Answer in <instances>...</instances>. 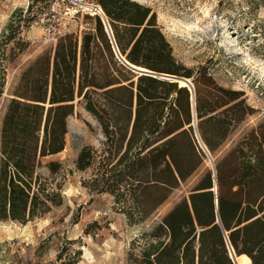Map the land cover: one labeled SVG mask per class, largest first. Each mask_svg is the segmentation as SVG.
<instances>
[{"label":"trees","instance_id":"trees-1","mask_svg":"<svg viewBox=\"0 0 264 264\" xmlns=\"http://www.w3.org/2000/svg\"><path fill=\"white\" fill-rule=\"evenodd\" d=\"M96 2L114 41L95 15L80 41L73 32L58 37L53 52L31 61L11 90L0 126V220L25 223L62 203L61 186L53 181L60 163L42 158L64 148L76 102L104 135L101 148L84 145L77 155L76 167L92 170L83 185L113 195L129 223L150 217L199 168L203 154L193 119L211 154L249 113L242 92L218 84L208 66L178 61L149 6ZM10 28L4 41L17 27ZM115 44L134 65L191 77L195 113L188 87L136 74ZM213 181V172L205 171L187 196L140 235L142 243L134 239L127 264H234L226 235L237 258L264 264V120L216 162V193Z\"/></svg>","mask_w":264,"mask_h":264},{"label":"rangeland","instance_id":"rangeland-1","mask_svg":"<svg viewBox=\"0 0 264 264\" xmlns=\"http://www.w3.org/2000/svg\"><path fill=\"white\" fill-rule=\"evenodd\" d=\"M136 1L156 13V22L178 61L187 67L208 66L218 84L242 92L240 98L250 108L249 113L210 154L211 158L197 142V119H193L192 134L203 154L199 168L150 217L129 223L113 195L83 185L92 170L78 169L77 155L84 145L101 148L104 135L93 115L76 102L66 120L64 148L42 158L43 163H60L53 181L61 186L62 203L25 223L0 220V264H127L132 241L139 239L142 243L140 235L187 196L205 171H213V165L246 132L264 120V0ZM84 4L100 7L96 0H0V126L22 71L37 56L52 53L56 45L57 39L44 37L38 17L53 8L61 21L66 17L64 11L70 9L69 31L80 41L98 15L89 13ZM101 11L99 16L105 24L106 15ZM11 25L17 27L14 36L4 41ZM41 171L48 173L45 167Z\"/></svg>","mask_w":264,"mask_h":264},{"label":"water","instance_id":"water-1","mask_svg":"<svg viewBox=\"0 0 264 264\" xmlns=\"http://www.w3.org/2000/svg\"><path fill=\"white\" fill-rule=\"evenodd\" d=\"M104 27H105V30L108 33V35L111 37V40L114 41L113 34H112V31H111V29L109 27V24H108L107 20H106V23L104 24ZM115 48H116L118 54L120 55L116 44H115ZM121 58L127 65H129L131 67L132 71L135 72L136 74L150 73V74H152L154 76L159 75L160 78H162V79H166V80H169L170 82H175V83H178L181 86L188 87L190 92H191L190 99H191V105H192V112H193V114L195 113L194 87H193V83H192L190 78L183 77V76H178L176 74H171V73L155 72V71H152V70H150V69H148L146 67L134 65V64L130 63L129 61H127L122 56H121ZM195 135H196V138H197V140L199 142V145L203 148V151H205L206 154L211 158L209 150L207 149L206 145L201 141V139H200V137L198 135V132H196V130H195ZM212 172H213V177H214L213 190L216 193L217 192L216 191L217 185H216V181H215V166L214 165H213V171ZM215 204H216V207H217V197L215 199ZM216 221H219L218 217H217ZM225 235H226V232H225ZM226 240H227V246H228V254H229L231 260L233 261L234 264H240L238 262L237 258H236L237 254L235 253V251H234L233 247L231 246L230 242L228 241L227 235H226Z\"/></svg>","mask_w":264,"mask_h":264},{"label":"built area","instance_id":"built-area-1","mask_svg":"<svg viewBox=\"0 0 264 264\" xmlns=\"http://www.w3.org/2000/svg\"><path fill=\"white\" fill-rule=\"evenodd\" d=\"M87 11L91 14H102L101 8L97 4H92ZM64 15L66 17L60 21L52 8L38 17L39 22L43 25V35L47 40H56L61 35L70 32L69 28L72 11L70 9H66V11H64Z\"/></svg>","mask_w":264,"mask_h":264},{"label":"bare ground","instance_id":"bare-ground-1","mask_svg":"<svg viewBox=\"0 0 264 264\" xmlns=\"http://www.w3.org/2000/svg\"><path fill=\"white\" fill-rule=\"evenodd\" d=\"M85 8H87V9H89L90 8V6H91V4L90 5H88V4H84L83 5ZM102 13V12H101ZM237 258V257H236ZM237 260H238V262L240 263V264H248V261L246 260V259H243L242 257H240V258H237Z\"/></svg>","mask_w":264,"mask_h":264},{"label":"crops","instance_id":"crops-1","mask_svg":"<svg viewBox=\"0 0 264 264\" xmlns=\"http://www.w3.org/2000/svg\"><path fill=\"white\" fill-rule=\"evenodd\" d=\"M244 259V258H243Z\"/></svg>","mask_w":264,"mask_h":264}]
</instances>
